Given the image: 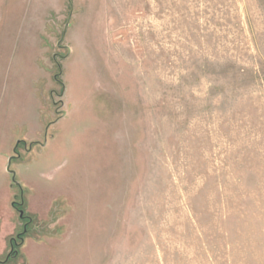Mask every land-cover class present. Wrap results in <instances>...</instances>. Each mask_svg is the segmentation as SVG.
<instances>
[{
    "label": "rangeland",
    "instance_id": "1",
    "mask_svg": "<svg viewBox=\"0 0 264 264\" xmlns=\"http://www.w3.org/2000/svg\"><path fill=\"white\" fill-rule=\"evenodd\" d=\"M0 264H264V0H0Z\"/></svg>",
    "mask_w": 264,
    "mask_h": 264
},
{
    "label": "trees",
    "instance_id": "2",
    "mask_svg": "<svg viewBox=\"0 0 264 264\" xmlns=\"http://www.w3.org/2000/svg\"><path fill=\"white\" fill-rule=\"evenodd\" d=\"M22 238H23V235L22 234L18 236V239L19 240H22Z\"/></svg>",
    "mask_w": 264,
    "mask_h": 264
}]
</instances>
